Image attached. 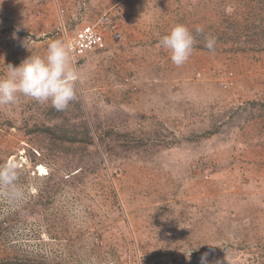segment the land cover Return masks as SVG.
I'll list each match as a JSON object with an SVG mask.
<instances>
[{
  "label": "rangeland",
  "instance_id": "rangeland-1",
  "mask_svg": "<svg viewBox=\"0 0 264 264\" xmlns=\"http://www.w3.org/2000/svg\"><path fill=\"white\" fill-rule=\"evenodd\" d=\"M115 6L65 110L0 105V264H264V0H0V75Z\"/></svg>",
  "mask_w": 264,
  "mask_h": 264
},
{
  "label": "clouds",
  "instance_id": "clouds-1",
  "mask_svg": "<svg viewBox=\"0 0 264 264\" xmlns=\"http://www.w3.org/2000/svg\"><path fill=\"white\" fill-rule=\"evenodd\" d=\"M195 31L202 34L204 29L197 27ZM204 40V46L210 52L215 51L216 38L206 36ZM197 43L183 24L174 25L159 39V45L168 50L176 66L189 59ZM5 68L6 73L0 75V105H12L23 96L38 103H50L55 110L63 111L76 98L78 75L71 66L69 50L61 40L50 42L43 56L29 55L19 65L9 63ZM18 176L15 163L0 165V188L6 190L10 199L23 197V191L17 186Z\"/></svg>",
  "mask_w": 264,
  "mask_h": 264
},
{
  "label": "built area",
  "instance_id": "built-area-1",
  "mask_svg": "<svg viewBox=\"0 0 264 264\" xmlns=\"http://www.w3.org/2000/svg\"><path fill=\"white\" fill-rule=\"evenodd\" d=\"M123 15L122 8L115 6L75 33H64V44L69 50L70 61L74 63L85 54L104 50L109 40L118 41L122 33Z\"/></svg>",
  "mask_w": 264,
  "mask_h": 264
}]
</instances>
